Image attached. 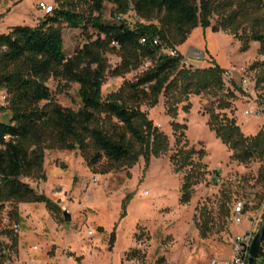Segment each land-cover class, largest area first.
Wrapping results in <instances>:
<instances>
[{
  "label": "trees",
  "instance_id": "trees-1",
  "mask_svg": "<svg viewBox=\"0 0 264 264\" xmlns=\"http://www.w3.org/2000/svg\"><path fill=\"white\" fill-rule=\"evenodd\" d=\"M107 5L113 6L116 22H105ZM52 7L38 26H19L0 35V91L8 95V106L0 108L8 117L0 122V213L10 207L8 215L16 222L22 221L20 205L43 204L52 214L62 213L57 203L25 181L47 180V151L75 152L95 175H109L132 169L141 158L148 161L169 152L168 137L149 120L142 110L145 105L156 107L165 98L167 113L175 119L178 107L191 96L226 92L219 110L232 107L235 90L226 86L224 70L183 63L178 49L195 29L228 31L242 42V53L259 43L264 56V0H54ZM130 12L138 18L134 26L125 22ZM214 17L218 24L212 26ZM65 30H81L86 40L71 57L65 51ZM109 54L119 59L117 65H111ZM259 66L261 84L264 62ZM132 73H139L135 80L103 95L107 77ZM52 80L64 82L66 88L79 87L78 109L57 103L49 87ZM172 125L177 133L183 129ZM209 126L233 161L264 162L263 131L245 136L235 119L215 112L209 113ZM182 137L181 133L177 143ZM204 156L185 143L172 157L177 173L188 172L182 187L184 203L207 174L203 164L194 162ZM256 186L264 187V165ZM263 197L258 193L251 200L261 202ZM209 221L203 223L202 235L211 231Z\"/></svg>",
  "mask_w": 264,
  "mask_h": 264
},
{
  "label": "rangeland",
  "instance_id": "rangeland-1",
  "mask_svg": "<svg viewBox=\"0 0 264 264\" xmlns=\"http://www.w3.org/2000/svg\"><path fill=\"white\" fill-rule=\"evenodd\" d=\"M41 4L53 6L54 0H0V35L19 26H38L46 16ZM112 13L113 6L107 5L106 23L116 22ZM137 21L134 12L125 20L131 26ZM217 24L218 17H214L212 26ZM64 39L69 57L86 44L81 30H65ZM241 46L239 38L228 31L199 27L178 49L188 67L204 70L217 65L229 72L232 79L225 82L228 88L235 90V99H231L229 110L221 111L219 104L226 98V92L218 96H191L188 103L178 107L175 119L167 113L165 98H161L156 107L145 105L142 110L149 120L169 139L168 153L152 156L148 161L141 158L132 169L95 175L77 153L47 151L45 175L47 179L52 176L59 180L60 185L48 187V181H25L38 193L47 194L62 213L52 214L43 204L19 206L20 244L24 253L37 245L42 255L37 264H209L215 257L231 258V236L245 232L243 227L232 224L235 203L238 200L247 203L254 194H264V187H253L264 162L240 164L233 161L232 153L209 126V113L215 112L235 119L245 136H256L263 131V119L245 115L253 102L241 82L244 69L255 93L252 99L256 97L264 105V83H259L263 76L259 64L264 62V56L260 55L259 43H252L247 53L240 51ZM107 57L112 66L119 62L115 55ZM138 75L107 77L103 95L116 92L124 82L135 80ZM64 85L55 80L49 83L58 104L78 109L79 87ZM187 105L190 106L188 112L184 110ZM7 120L8 117L0 113V122ZM173 123L183 129L177 133ZM181 133L183 139L177 143ZM185 143L189 149L205 153L202 159L195 157L194 162L203 164L207 170L205 178L194 187L188 203L182 202V187L188 172L177 173L172 163V157ZM217 178L221 182H217ZM251 203L250 209L257 212L263 206L264 197L261 202L251 200ZM222 206L228 211L223 212ZM65 212L72 217L70 223L65 222ZM205 219L210 220L212 228L206 236L202 235Z\"/></svg>",
  "mask_w": 264,
  "mask_h": 264
},
{
  "label": "built area",
  "instance_id": "built-area-1",
  "mask_svg": "<svg viewBox=\"0 0 264 264\" xmlns=\"http://www.w3.org/2000/svg\"><path fill=\"white\" fill-rule=\"evenodd\" d=\"M42 10L46 14H50L53 11L51 5L41 4ZM145 43V40L142 41ZM159 44L158 41L155 42ZM175 55V52L172 53ZM244 79L241 82V86L244 88V92L253 102V106L249 107L245 111V115L249 118L263 119V132H264V105L260 100L252 99L255 96L253 89L250 86L248 75L246 70H242ZM241 71V72H242ZM225 81H230L232 75L229 72L224 74ZM8 106V95L5 91H0V108H6ZM217 182H221L220 178L216 179ZM252 203H245L243 201H237L234 205L232 212V224L233 226L243 227L244 235L231 236L230 244L232 246L231 258L221 259L212 258L209 264H249L250 252L260 228L262 218L264 215V203L262 208L257 212H253L250 207ZM246 224V225H245ZM21 222H16L8 215V209L0 213V264H37L42 258L40 249L37 245H33L27 253H24L20 244ZM257 264H264V238L262 240L260 250L258 253Z\"/></svg>",
  "mask_w": 264,
  "mask_h": 264
},
{
  "label": "water",
  "instance_id": "water-1",
  "mask_svg": "<svg viewBox=\"0 0 264 264\" xmlns=\"http://www.w3.org/2000/svg\"><path fill=\"white\" fill-rule=\"evenodd\" d=\"M64 218H65L66 223H70L72 221V217L68 212L64 213ZM263 238H264V215L262 218L260 228L257 232V235L254 239V242L251 248L249 264H257L258 253H259Z\"/></svg>",
  "mask_w": 264,
  "mask_h": 264
},
{
  "label": "crops",
  "instance_id": "crops-1",
  "mask_svg": "<svg viewBox=\"0 0 264 264\" xmlns=\"http://www.w3.org/2000/svg\"><path fill=\"white\" fill-rule=\"evenodd\" d=\"M84 163V162H83ZM86 166V165H85ZM48 181V182H47ZM46 182H47V184H46V186H48V187H51V186H53V185H60V184H57V183H59V180H54V178L52 177V176H49L48 177V179L46 180ZM73 187V186H72ZM73 189V188H72ZM55 195V194H54ZM61 194H59V197L60 198H62L63 196H65V193H64V195L63 196H60ZM46 196H47V194H46ZM57 195H55L54 197H56Z\"/></svg>",
  "mask_w": 264,
  "mask_h": 264
}]
</instances>
